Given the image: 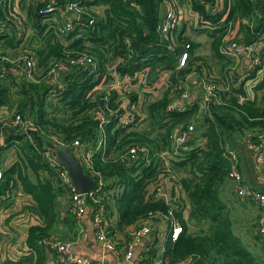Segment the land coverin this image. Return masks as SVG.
Listing matches in <instances>:
<instances>
[{"label":"trees","instance_id":"trees-1","mask_svg":"<svg viewBox=\"0 0 264 264\" xmlns=\"http://www.w3.org/2000/svg\"><path fill=\"white\" fill-rule=\"evenodd\" d=\"M182 1L56 0V13L71 3H78L84 20L75 18L74 29L67 35L57 33L56 39L26 53L33 58L0 54L23 59L17 63L19 67L0 62V110L8 112L5 119L0 118V133L4 138L0 152L15 155L9 167L0 166L3 172L0 203L12 202L22 190L32 198L30 209L41 220L29 229L28 253L18 261H2L0 235V264H59L58 254L40 243L55 235L60 224V199L68 196V189L60 180V167L51 165L49 160L52 154L48 145L54 136L64 143L79 140L92 150L103 141L91 157L93 172L86 166L83 168L96 182L98 174L104 177L107 189L113 191V206L107 207L112 216H117L118 230L138 225L151 215L152 219L158 215L166 218L170 209L173 210L183 231L175 242L167 237L165 263L179 264L199 257L196 264H264L234 234L230 210L220 197L230 170L223 157L226 148L235 150L247 142L263 143L264 155V0H185L198 18L199 31L208 36L213 66L208 65V58L196 55L201 45L186 37L183 31L178 35L176 30L168 38L160 34L166 15H163L164 4L176 6L182 5ZM8 3L6 0L1 4L2 18L3 10L9 11ZM49 5V0H45L31 15L33 29L39 34L43 33L46 21L55 15L44 13ZM97 7L106 8L102 15L95 10ZM55 21L54 27L60 30L62 22L58 18ZM5 22L0 19V41L17 48L22 41L17 39V33L5 37ZM225 42H235L242 48L260 45L259 64L253 65V59L248 60L250 67L245 71L248 75L244 83L234 85L238 70L230 68L235 62L220 53ZM184 53L188 54L189 61L180 67ZM82 55L92 57L97 66L95 75H90V68H68L59 73L56 83H49L46 77L56 64H69ZM24 59L35 64L31 81H23L19 76L23 73ZM219 65L222 77L218 83L208 77L204 81L221 89L217 92L218 103L214 101L204 109L203 101L195 100L185 103L184 108L171 109L183 92L188 76L204 77V71L210 72ZM113 72L120 78L144 75L147 98L150 94L158 96L156 93L165 76L168 81L164 87H167L156 100L139 106L143 108L141 112L135 106L139 96L134 90L121 94L112 91L108 106L104 98L109 90L99 92L97 88L104 83L109 89L113 87ZM138 82L137 79L134 84ZM249 82L250 88H246ZM123 97L132 101L130 107L138 113L132 123H125L126 111L116 112ZM17 116L30 122L27 133L13 125ZM103 120L105 123L101 126ZM143 122L146 127L138 131V125ZM189 127L194 131L178 154L170 158L168 167L153 156L164 150L171 151L172 136ZM134 147L139 152L149 150L151 162L147 164L143 159L127 162L123 157ZM164 177L175 180L185 193L189 220L206 225L207 230L199 234L189 230L182 200L171 202L172 209L165 201L154 199L155 188L163 184ZM71 215L76 224L80 217L75 212ZM256 236L261 239L258 233Z\"/></svg>","mask_w":264,"mask_h":264},{"label":"crops","instance_id":"crops-1","mask_svg":"<svg viewBox=\"0 0 264 264\" xmlns=\"http://www.w3.org/2000/svg\"><path fill=\"white\" fill-rule=\"evenodd\" d=\"M45 0H9L8 6L9 11L3 10V18L0 16V19H5V23H3L4 31L7 32L5 37L14 35V33H17V39H21L22 43L17 46V48H10L6 41H0V54L1 53H7L10 56L15 57H25L30 56L26 53L36 50L40 48L42 44H45L50 39H56L55 34H57L58 29L54 27V25L57 24L55 21L57 19V16H53L52 19H48L46 21L47 24L43 29V33L39 34V32L35 29H33L32 24V14L36 8V6L40 3H43ZM176 3H180L177 1ZM1 7V4H0ZM105 7H97L95 10L98 12L99 15H102L105 11ZM164 14H166L169 10L173 9L181 16V21L179 26H184L183 33L186 35L188 33V29L186 27V24H189L190 27H192L194 32L188 33L190 36H192V39L194 42L200 43V39H198L199 34H205L199 31L200 25L198 22V18L194 16L186 4V1H182V8L180 5L171 6L168 3L164 4ZM63 10V9H61ZM84 20L82 15H77L73 13H67V19L69 21H73L76 19ZM60 21V20H59ZM8 22V24H7ZM8 25V28L7 26ZM49 25V26H48ZM178 26V27H179ZM177 27V29H178ZM176 29V30H177ZM175 30V31H176ZM196 33V34H195ZM34 37V38H33ZM58 37V36H57ZM44 39V40H43ZM208 40V38H207ZM210 43V41L208 42ZM67 44V43H66ZM202 47V45H201ZM199 47L197 51L201 48ZM210 47V44H209ZM200 55V54H199ZM32 56H30L31 58ZM33 58V57H32ZM209 61L213 64L214 59L213 57L208 58ZM250 58L248 55H244L240 60L235 62V65H233L230 69L233 71L236 69L238 72L235 74V80H233L234 85H237L239 82H244L243 80V73H245L246 70H249L248 64ZM35 65V64H34ZM218 67V74H220V65ZM215 67V68H217ZM23 72V71H22ZM115 83L113 85H119V83H122L123 79L120 78L118 75L115 74ZM204 77H198L197 75H190L186 78V81L183 83V88L187 89L190 94L191 102L197 100L199 102H202L204 99V92H203V83L206 81V77H210V79H215L214 75L210 73H215L214 68L209 71H204ZM37 75V74H36ZM20 78L23 79V81L26 80H32L27 77V75L20 73ZM166 77V76H165ZM195 78V80L192 81V78ZM220 77H222L220 75ZM38 78V77H36ZM51 83V82H49ZM125 84V83H124ZM123 84V85H124ZM108 85L105 83L103 85H100L97 90L99 92H106L109 90ZM160 88V87H159ZM122 86H119L118 89L115 91L119 94H121L124 90ZM128 89V88H127ZM136 91L138 96H141L142 99L139 102L138 97V103L135 106H140L142 104L146 103V94L148 93L147 90H144L143 88H140L138 84L132 83V87L130 91ZM125 91H128L125 89ZM159 91L156 93L158 95ZM151 95V94H150ZM154 95V94H152ZM122 95L120 96V98ZM180 97L177 100H179ZM218 99V98H217ZM175 102V101H174ZM173 102V103H174ZM186 102H180L182 108L185 107ZM143 107V105H142ZM140 111V108L138 109ZM8 115V112L5 109L0 110V118L5 119V117ZM179 132V131H178ZM175 132V133H178ZM4 146V138L3 135L0 133V150ZM244 146V147H243ZM238 146L235 148V152L237 153L238 160H239V172L241 174V178L243 181V185L247 187V189H262L264 190V184L262 183V178L264 177L263 171H261L260 167H257L258 164H263L262 169H264V155L263 152L260 151L259 155L254 153L253 151L247 149L246 145ZM231 149V148H230ZM245 149H247L248 154L245 152ZM233 150V149H232ZM244 151V152H243ZM15 160V155L13 152H0V166L2 167H9ZM171 178L164 177L162 179L164 189L168 195V199L170 203H174L177 200H182L184 205L186 206V210L184 212V218L187 222V225L189 227V230L194 232V229L192 228V221L195 220H189L190 218V209L187 197L185 193L181 190L180 185L177 184L174 181H170ZM225 191L233 192L234 190L232 187L231 182H227L223 187L220 196ZM222 197V196H221ZM236 197V196H235ZM112 199V196H111ZM240 202L242 203H248V205H251L252 203L248 200L239 199L236 197ZM61 202L59 204V215H60V224L58 228L56 229V233L53 236L58 242H70L72 244V252L77 257H86L92 261H102L105 264H130L128 261L125 260L124 254L125 249L127 245L135 239L136 231L137 229L146 221H148V225H150L151 233L148 234L144 239H142L137 245L134 250V259H142V260H150L155 261L158 264H167L165 263L163 259V254L165 250V245L160 249V252H157L154 244H153V224L156 221H162L160 224H158L159 227H168L169 226L161 216H156L153 219H147L138 225H134L130 228H127L125 230H118L116 228V221L117 216H112V213L110 214L109 218L106 221V225L108 227V231L111 233V237L118 245V248L120 250V254L116 255L113 252L106 251L101 247V245L98 243L95 235V231L93 228L92 223V211L89 209L86 213V215L80 217L77 219V223L75 224L74 220H71V215L74 212L71 211L69 201L66 197H62ZM14 201V202H13ZM12 202H7L5 204L0 203V235L3 241V238L5 237L8 239V237H20V239L12 240L8 239L7 244H2L1 241V253L2 250H4V256L2 253V261L6 262L8 260L10 261H18L28 253V248L26 246V238L28 235L29 229L34 226L38 225L40 223V218L37 214H35L33 211H31V207L33 206L32 198L26 194L23 193L22 190H20L17 195L14 197V200ZM251 203V204H250ZM113 206V203H112ZM252 208L255 209L256 216L251 215L248 218L249 224L252 226H255L254 230L249 231L253 233V237L256 241H251L250 243L247 242L243 236V233L245 235H248L246 231L247 229L246 222L244 220L241 221V225L239 223H235L232 221L233 224V231L236 236H238L243 244L251 251V253L260 259L261 261H264V241L262 239H257L255 235H257L256 227H257V221L260 218V212L254 207V205H251ZM68 212L70 214L68 215ZM61 213V214H60ZM231 219H233L231 215ZM166 224V225H164ZM240 225V226H239ZM200 231L207 230V226L204 224H198ZM201 226V227H200ZM239 229V232L237 231ZM192 229V230H191ZM14 234V235H13ZM9 235V236H4ZM4 236V237H3ZM249 236V235H248ZM168 237V234H167ZM3 245V246H2ZM253 251V252H252ZM154 254L153 257L151 255ZM199 257H192L189 259L191 261L190 264H196ZM200 261V260H199ZM198 261V262H199ZM51 264H55L54 262ZM184 264V263H179Z\"/></svg>","mask_w":264,"mask_h":264},{"label":"built area","instance_id":"built-area-1","mask_svg":"<svg viewBox=\"0 0 264 264\" xmlns=\"http://www.w3.org/2000/svg\"><path fill=\"white\" fill-rule=\"evenodd\" d=\"M6 0H0V4L4 3ZM50 5L48 8L44 11L45 14H55L54 16H57V18L62 22V26L60 27V30L57 31L60 36L67 35L71 30L74 29V23L72 21H69L67 19V13H73L77 14L78 16L81 15L82 7L78 3H71L70 5L66 6L63 10H60L56 13V0H49ZM181 21V16L173 9L169 10L166 15L164 16V19L161 23L160 27V34L163 38H168L179 26ZM90 24L92 25L93 22L91 21ZM1 29V25H0ZM259 44L252 45L248 48H242L239 47V45L235 42H225L221 49L220 53L223 56H226L230 58L233 61L240 60L244 55H248L249 58L253 59V65H258V52H259ZM20 60L23 59H10L6 56H0V62L2 63H12L17 64ZM24 66H23V73L27 75L29 79L33 78V67L34 63L31 60L24 59ZM188 60V54L184 53L180 58V67H184L186 62ZM20 63L16 66L19 67ZM68 68H78V69H91L90 75H95L97 66L95 65V62L93 61L92 57L88 55H82L79 58L74 59L73 61H70L69 64H56L55 67L52 69V71L48 74L46 79L50 80L51 83H56L59 78V73L61 71H64ZM144 75L137 74L134 77H125L122 78V83H119V85H114L109 89V91L106 93V97L104 98L106 100V104L110 102L111 98V92L115 91L119 88V86H122L125 91L131 90L132 83L137 82V79L139 80L138 85L140 88H143L145 90V86L147 85V80H145ZM125 83V84H124ZM124 84V85H123ZM136 84V83H135ZM203 92H204V99H203V108H207L208 105L212 102L218 103L217 99V92L221 89L217 87L215 84H209L204 82L203 84ZM128 88V89H127ZM183 92L180 95V99L175 101L171 109H181L182 106L180 102H186L190 103V94L189 91L185 88L182 90ZM142 97L139 96V102L141 101ZM132 101L127 98L123 97L122 102L120 103L118 109L116 112H119L121 109L126 111L127 119L125 120V123H132L133 119H135L136 115H138L137 111L135 112L133 108H131ZM109 106V105H108ZM141 106V105H140ZM132 118V119H131ZM105 121L103 120L102 125L103 126ZM13 125L17 126L22 130L24 133H27L30 127V122L25 121L20 116L15 117L13 121ZM193 127H189L187 131L178 132L175 133L172 136V147L173 149L171 151L164 150L158 153H155L153 156L156 159L162 160L165 162L166 166L168 167L170 158L177 155L179 150L184 147V145L187 143L190 133L193 132ZM53 142L50 144H53L55 147H59L60 149H71L72 153L76 155V159L81 163V165L84 167L86 166L87 169L92 173L91 170V157L94 151H98V149L103 145V141H101L97 148L92 150L87 145L79 142V140H75L72 143H64L61 141L58 137H52ZM247 149L253 151L254 153L258 154L260 153L263 143L258 144H252L247 142L246 143ZM150 152L147 149H142L141 152H139V149L137 147L131 148L123 158L126 159L127 162H138L141 159L147 162L149 164L150 161ZM128 157V158H127ZM223 157L227 160V162L230 165V170L228 173V180L231 182L234 193L239 199L248 200L250 201L260 212V218L257 221V227L256 231L260 235L261 239L264 241V190L262 189H247L243 185V181L241 178V174L238 169L239 160L237 153L230 149L226 148ZM130 159V160H129ZM51 165L53 166H59V164L56 162L54 157L52 156L50 159ZM59 172L61 183L64 187L68 189V196L66 197L69 201L70 209L72 212H75L78 217H82L86 215L87 211L90 209L92 211V223L93 228L95 231L96 239L98 243L101 245L103 249L106 251H110L115 253L116 255L120 254V250L118 248V245L111 237V233L108 231V227L106 225V221L109 218L111 211L107 207L108 204L113 203V199H111V196L114 194L113 191L107 189V182L104 177L98 174L99 181L96 182V186L94 189H92L87 194H77L76 188L74 187L73 183L70 180L68 172L62 168L61 166ZM3 178V172L0 170V181ZM92 179V178H91ZM94 180V179H93ZM262 183L264 184V177L262 178ZM154 199L156 200H163L165 201L170 207L171 203L168 199V195L164 189V186L162 183H160L155 188L154 193ZM172 208V207H171ZM173 209V208H172ZM152 216L148 218L149 220L152 219ZM159 217V215H158ZM163 217V216H161ZM166 223L169 226L168 236L170 237L172 242H175L179 236L181 235L183 229L181 226L178 225L177 221L175 220V217L173 215V210L170 209L169 216L163 217ZM151 233L150 225H148V221L144 222L136 231V236L133 242L129 243L125 249V253L122 254L125 257V260L128 261L130 264H158L155 261H149V260H142V259H134V250L136 248V245L144 239L148 234ZM43 246L47 248L48 251H53L58 254V261L59 264H105L102 261H92L86 257H77L72 252V244L70 242H58L55 238H47L40 242ZM191 261L187 260L184 262V264H190Z\"/></svg>","mask_w":264,"mask_h":264},{"label":"rangeland","instance_id":"rangeland-1","mask_svg":"<svg viewBox=\"0 0 264 264\" xmlns=\"http://www.w3.org/2000/svg\"><path fill=\"white\" fill-rule=\"evenodd\" d=\"M181 6V8H182V5H180ZM184 26H179L178 27V29H177V34L178 35H180L181 33H182V31H183V28ZM186 27H187V29H188V33H190V32H194L193 31V29H192V27H190L189 26V24H186ZM188 33H186V37H188V38H190L191 40H193L192 39V36H190ZM196 34V33H195ZM198 39H200V45H202V47L199 49V51H197L196 52V55L198 56L199 54H200V57H202V58H211L212 57V53H211V49H210V47H209V44L210 43H208L209 42V39L207 40V38H208V36H207V34H199L198 35ZM194 41V40H193ZM187 61H189V59L187 60ZM208 65H210V66H213V64L209 61L208 62ZM214 71H215V73H210V74H212V75H214L215 77L217 76V78H215V79H211L210 81H213V82H216V83H218V81L221 79V77H220V74H218V67L217 68H215L214 67ZM248 75V72H246V73H243V79H244V82H245V80H246V76ZM38 77H39V75H38ZM209 79H210V77H209ZM193 80H195V78L193 77L192 78V80H191V85H193L192 84V81ZM168 81V77H164V79H163V82H162V86H160V91H159V93H158V96H155V95H149V97L148 98H146V102H151V101H154V100H156L158 97H160L161 96V93L165 90V88L167 87V86H165L164 87V85H165V83ZM243 82V83H244ZM249 84H250V82L249 83H246V88H250L249 87ZM163 87V88H162ZM191 98V97H190ZM140 108V112H141V110L143 109L142 107H139ZM138 127H139V129H138V131H141V130H143L146 126H145V124H144V122L143 123H140L139 125H138ZM244 152V151H243ZM244 153H246L247 155H249L248 154V151H247V149H245V152ZM257 167H260V169H261V171H263V173H264V169H262V167H263V164H258V165H256ZM222 196V197H221ZM220 197H221V200L223 201V203L228 207V209L230 210V214L232 215V217H233V219H232V221L233 222H235V223H239L240 225H241V221L242 220H244L245 222H246V226H247V229H249L248 231H246V233L249 235H245L244 233H243V236H244V238L246 239V240H248L247 242H251V241H256L255 240V238L253 237V233H254V231H253V233H251V232H249V231H252V230H254V228H255V226H252V225H250L249 224V221H248V218L251 216V215H254V217L256 216V213H255V209L254 208H252L251 207V205H248V203H242V202H240L238 199H236V197H235V195H233V192H229V191H225L224 193H222V195H221ZM255 207V206H254ZM256 208V207H255ZM257 209V208H256ZM160 222H162V221H156L154 224H153V239H152V241H153V244H154V246H155V248H156V250H157V252H160V249H162V247L166 244V241H167V234H168V227H167V225L166 224H164V225H166V227L164 228V227H159V229L158 230H156L157 228H158V224H160ZM198 222L197 221H192V228L194 229V232L192 231V233L193 234H199V232H201L199 229V226H198ZM239 225V226H240ZM201 227V226H200ZM238 229V228H237ZM192 230V229H191ZM238 232H239V229L237 230ZM241 232V231H240ZM239 232V233H240ZM242 233V232H241ZM14 235V234H13ZM4 236H9V235H4ZM3 236V237H4ZM256 236V235H255ZM8 239H12V240H19L20 239V237H8ZM8 239H6L5 237L3 238V241H2V244L4 245V244H7V240ZM256 242H258V241H256ZM2 245V246H3ZM253 252V251H252ZM2 253H3V256H4V250H2Z\"/></svg>","mask_w":264,"mask_h":264},{"label":"water","instance_id":"water-1","mask_svg":"<svg viewBox=\"0 0 264 264\" xmlns=\"http://www.w3.org/2000/svg\"><path fill=\"white\" fill-rule=\"evenodd\" d=\"M48 148L59 166L68 172L70 180L76 188L77 194H87L95 188V180L89 178L85 174L81 163L73 155L71 149H60L53 144H49Z\"/></svg>","mask_w":264,"mask_h":264},{"label":"clouds","instance_id":"clouds-1","mask_svg":"<svg viewBox=\"0 0 264 264\" xmlns=\"http://www.w3.org/2000/svg\"><path fill=\"white\" fill-rule=\"evenodd\" d=\"M83 167V166H82ZM84 169V168H83ZM85 172V171H84ZM86 174V173H85ZM90 178V177H89ZM229 181V180H228ZM230 182V181H229ZM234 195L236 196V194L234 193ZM237 197V196H236Z\"/></svg>","mask_w":264,"mask_h":264}]
</instances>
